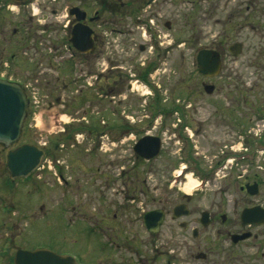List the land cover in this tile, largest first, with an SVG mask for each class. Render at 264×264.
Instances as JSON below:
<instances>
[{"label":"rangeland","instance_id":"rangeland-1","mask_svg":"<svg viewBox=\"0 0 264 264\" xmlns=\"http://www.w3.org/2000/svg\"><path fill=\"white\" fill-rule=\"evenodd\" d=\"M44 1L50 24L67 20V6L84 7L92 14L97 8L90 6L92 0ZM156 8L161 15L155 21L165 42L161 47L168 46L170 52L158 59L157 69L148 77L152 87L134 79L133 88L119 89L112 102H101L93 86L85 85L78 93L74 87L63 91L57 83L48 88L34 85L31 96L35 99L28 103L20 141L46 148L39 176L9 178L7 150L0 145V203L14 204L11 219L18 225V236L27 234V242L44 243L77 260L82 255L83 264H106L107 232L101 233L93 224H100L106 211L112 215L111 203L125 204L126 218L133 221L128 223L131 229L121 235L146 240L143 214L155 208L171 212L185 193L194 194L190 209L220 210L229 220L237 219L254 200L264 201V185L256 197L241 189L250 180L246 177L255 172L264 177V0H156L149 12ZM166 22H171L170 29ZM57 30L49 31L50 46L59 41ZM149 36L143 30L135 49L122 62L131 77L148 66L150 58L145 57L154 48L150 45L147 52H141L139 47ZM112 38L121 53L122 36ZM235 43L243 47L239 56L228 51ZM55 47L56 51L44 49L35 57H56L60 52ZM206 48L222 56V69L214 78L202 76L196 66L197 54ZM53 62L55 66L41 78L54 79L62 71L59 59ZM211 83L218 90L208 95L202 85ZM213 119L222 133L215 131ZM233 121L234 130L228 133ZM124 125L134 126L133 133L122 135ZM146 135L161 138L163 147L154 160L140 162L133 148ZM214 139L225 146L214 145ZM230 144L235 152L226 147ZM220 159L224 160L216 166ZM204 172L210 175H201ZM190 176L198 182L192 191L187 190ZM28 211H34V217L27 218ZM170 225L167 221L161 229L157 243L162 249L169 240L164 236ZM23 243L17 238L18 245ZM142 243L141 251L149 256L151 248ZM169 256L165 251L158 255V262L164 264ZM183 258L188 264L187 257Z\"/></svg>","mask_w":264,"mask_h":264},{"label":"flooded vegetation","instance_id":"flooded-vegetation-1","mask_svg":"<svg viewBox=\"0 0 264 264\" xmlns=\"http://www.w3.org/2000/svg\"><path fill=\"white\" fill-rule=\"evenodd\" d=\"M92 1L93 3L91 2L90 6H97L93 14L88 13V10L82 9L84 7L78 6L87 14L82 23L89 26L93 31L91 35L93 50L80 51L74 46L72 41V33L77 25V20L71 14V9L77 6L66 7V21L62 20L58 24H50L45 18V16L48 17V4L44 0H0V79L20 85L27 96L29 104H31V99H34L31 96V89L38 84L48 88L52 83H57L56 86L63 88V91L69 87H74L77 92L81 89H86L85 85H88L87 87L93 86L91 89L97 92L96 98L101 102L103 100L112 102L115 91L118 93L119 89H124L127 86L133 88L134 79L143 81L148 85V88L152 87L148 77L157 69L158 59L161 60L163 54L170 52L168 46H163L164 49L161 47L165 42L158 28L159 25L155 21H160L159 15L161 13L158 12L157 8L156 11L154 9L153 13L149 12L156 0ZM54 14H58L57 11H54ZM170 25L171 22H166L165 26L170 29ZM56 27L57 31L60 32L59 41L50 46L48 42L49 31L56 30ZM143 30L149 33L150 38L145 45L139 47L141 52H147L150 45H152L154 51L149 50L150 56L145 57L146 59H148L147 57L150 58L148 66L145 67V63L141 65V67H145V72L140 71L138 75L131 77L122 62L127 57V54L129 55V52L135 49L137 37L141 36ZM113 35L117 36V38L122 36L123 47L121 48V53L120 50L115 49L116 47L112 42ZM56 45H58L60 52L56 57L51 58L49 55L45 56L42 54L41 59L35 57L39 54L38 52L44 49L56 51ZM20 48H22L21 52ZM155 52L156 58L154 59ZM56 58L59 59L62 71H59L58 76H54V79L51 76L41 78L42 73L45 74L44 72L50 70L51 66H55L53 61H56ZM135 58L137 60L143 59L141 57L138 58V56ZM77 65H79L78 69ZM34 70H37V72ZM204 77L207 78L208 76ZM89 79L93 80L89 81ZM59 84L60 86H58ZM205 85L207 84L202 85L204 90ZM212 85L214 89L211 93H207L205 90L208 95L218 90L215 84ZM82 92L84 91L82 90ZM104 95L107 98H104ZM29 104H27L28 107L30 106ZM213 121V126L216 128L215 131L222 133V129L218 126V120L213 119ZM24 124L25 120L22 125L21 137L18 141L10 145L0 143L7 150V153L21 144L28 143L27 141H20L24 130H26ZM234 125L235 122L233 121L229 126L228 133L234 130ZM134 129V126L124 125L120 133L122 135L133 133ZM213 142L214 145L219 147L225 146V143L221 144L216 139ZM226 147L230 148L232 152L236 150L232 144ZM54 148L58 149L59 146ZM44 149L43 160L48 154L45 147ZM189 156L192 158L190 154ZM135 158L140 162H150L137 154ZM223 160H218L216 166L220 165ZM230 161L232 162V160H229L228 163ZM40 171L41 167L29 177L39 176L38 172ZM201 175L208 177L210 174L209 172H204ZM246 179L250 180H246L244 186L257 184L256 186L258 187L257 193L250 195L260 196V186L264 185V177L259 176L255 172L252 177H246ZM241 189L247 192L246 187L243 189V186H241ZM140 193L145 194L143 191ZM133 196L136 199L137 196ZM182 197L184 199L180 200L173 210H175L177 205H186L189 212L188 215L176 217L173 210L169 212L166 208L153 209H160L164 212V221L161 229L167 221L171 223L169 234L164 236L166 239L169 238V240L164 243L163 249L157 243L161 238V229L157 233L150 232L144 223L145 213L142 217V223L146 230L145 233H147V239L143 240L139 235L127 236L124 234L131 229V225L128 223L133 222L126 218L128 213L127 206L118 203L109 204V207L114 209L113 213H111L112 215L106 211L107 215L102 216L100 224H93L98 225L101 233L107 232L110 251L106 255V264H160L158 255L163 254L165 251L169 252L170 256L164 264H184L183 262L185 261L183 259L185 258L183 256L187 257L188 261L186 262L188 264H264V223L253 222L245 225L240 218L243 210L239 217L234 220L227 219L228 216L220 210L212 212L192 210L189 205L192 206L194 194L185 193ZM13 206V203L11 207L0 203V264H15L14 259L19 251H33L39 248L48 249L44 246V243L27 242L29 237L23 232L18 236V225L11 219L12 214L15 212L12 209ZM256 207L264 209V201L258 202V200H254L250 208ZM28 212L29 214H25L27 218L34 217V211ZM205 212L208 215L203 219ZM120 232L124 233L121 235ZM124 235L126 236L124 237ZM245 235L248 236L237 239ZM121 237L125 239L123 242L120 240ZM17 238L24 241V243L18 245ZM142 242L151 248L149 256H146L141 251ZM115 250L117 251L116 255H114ZM124 253H127L126 256L123 255ZM129 253L134 254V257H130ZM82 260L83 257L81 255V259L77 261L79 264H83Z\"/></svg>","mask_w":264,"mask_h":264},{"label":"water","instance_id":"water-1","mask_svg":"<svg viewBox=\"0 0 264 264\" xmlns=\"http://www.w3.org/2000/svg\"><path fill=\"white\" fill-rule=\"evenodd\" d=\"M119 1V0H115ZM71 14L76 17L77 25L72 33L74 46L80 51L93 50L92 29L83 24L82 21L87 14L79 7L71 9ZM242 45L235 43L229 46V54L239 56L242 52ZM197 65L202 76H217L222 68V59L213 49H202L197 54ZM214 89L212 84L205 85L207 93ZM27 96L23 88L17 83H11L0 79V143L10 145L18 141L21 137L22 125L26 118L28 108ZM162 148V140L157 136H145L138 140L134 147V152L144 158L146 161L157 157ZM45 151L34 144H21L7 153L6 168L11 179L27 178L41 165ZM257 184L246 185L247 192L254 195L258 191ZM243 187V189H244ZM176 217L188 215L186 205H177L175 207ZM183 211V212H179ZM208 213H204L203 219ZM243 223L251 224L253 222L264 223V209L261 207L245 208L241 213ZM263 218V219H262ZM262 219V220H261ZM164 221V212L160 209L148 211L144 214V223L150 232L160 231ZM248 235L238 237L245 238ZM15 264H78L75 257L68 254H58L50 249L39 248L33 251H19L16 255Z\"/></svg>","mask_w":264,"mask_h":264},{"label":"bare ground","instance_id":"bare-ground-1","mask_svg":"<svg viewBox=\"0 0 264 264\" xmlns=\"http://www.w3.org/2000/svg\"><path fill=\"white\" fill-rule=\"evenodd\" d=\"M198 185V182L194 179L191 178L190 176V180H189V185H188V191H192V189Z\"/></svg>","mask_w":264,"mask_h":264}]
</instances>
